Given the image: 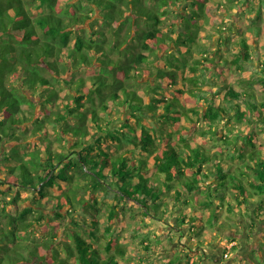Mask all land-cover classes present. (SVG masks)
I'll return each instance as SVG.
<instances>
[{
  "label": "trees",
  "instance_id": "obj_1",
  "mask_svg": "<svg viewBox=\"0 0 264 264\" xmlns=\"http://www.w3.org/2000/svg\"><path fill=\"white\" fill-rule=\"evenodd\" d=\"M252 1L238 0V12L242 14V4L247 7ZM219 3L0 0V150L4 142L18 141L0 159L6 171L0 176V264H26L32 259L37 264H123L119 256L129 254L124 245L110 239L107 250H115L102 258L78 231L72 232L74 242L67 243L59 233L61 223L48 220L40 209L35 220L45 222L50 237L24 256L22 234L35 229L30 220L35 209L27 203L20 207L22 197L17 193L10 200L15 208L8 210L2 203L7 195L4 185L31 191L39 199L51 196L60 208L56 214L63 216L61 209L69 206V212H75L84 203L72 188L75 174L81 172L92 177L91 192L101 190L109 180L146 215L154 211L152 216L160 219V211L164 214L167 207L178 209L175 218L180 229L184 225L194 229L188 218L193 199L202 201V212L217 213L212 225L217 227L223 223L218 221L221 207L215 196L221 201L236 188L232 194L241 207L254 193L264 194V156H259L257 143L264 131V96L260 98L254 86L258 77L240 79L239 85L230 79L235 63L245 70V63L253 59V44L244 31H240L243 40L228 34L223 39L220 34L221 53L215 56L209 40L214 32L200 25L188 30L178 26L192 10L197 15L192 19L203 20L205 26L206 7L213 8L211 18L216 21V7L224 9ZM171 14L177 17L167 25L169 32L164 26ZM262 38L254 40L259 50H264ZM230 42L238 48L233 51L235 59L223 53L232 51ZM180 52L182 64L175 58ZM216 58L227 60L224 68L215 67ZM92 67L98 69L84 76ZM262 71L264 92V64ZM214 74L222 82L216 83ZM140 84H145L143 92L138 90ZM216 85L219 88L212 92ZM197 120L201 129L193 128ZM224 120L229 124L220 138ZM175 134L182 141L175 142ZM52 135L63 148L69 146L68 151L57 147ZM208 136L215 140L209 146ZM147 156L153 157V163ZM251 172L256 179L245 181L244 175ZM182 206L187 213L180 217ZM228 208L232 211L234 202ZM108 214L110 230L117 206ZM201 223L196 229L199 236L210 232L205 221ZM100 224L95 215L89 233L98 237Z\"/></svg>",
  "mask_w": 264,
  "mask_h": 264
},
{
  "label": "rangeland",
  "instance_id": "obj_2",
  "mask_svg": "<svg viewBox=\"0 0 264 264\" xmlns=\"http://www.w3.org/2000/svg\"><path fill=\"white\" fill-rule=\"evenodd\" d=\"M213 1L216 4L220 2L219 4H222L224 7V9L219 8L218 6L216 7V10L218 11L216 13H219L218 19L216 21L211 18V15L213 14V8L211 9L206 7L205 12L208 16L207 18L204 17V24H206L205 26L201 25L203 20L196 18L194 20L192 19V15L197 17L196 11L192 10L191 15L188 18L185 17L184 21H180L178 23L179 28L188 30L192 26L198 27L200 25V27H202V30H207L208 33L214 32L212 35H210L209 40L212 42V46L215 47V49L219 48V35L221 34L223 39H225V37L228 39V36L232 35H234L236 39L240 38V40H243L246 37L249 43L253 44L252 46L254 47V49L252 50H259L254 40L256 38L263 40L264 0H253L247 7L245 6V3L242 4V14L238 12L239 7L236 5L238 0ZM225 9H227V11L232 10V12H226ZM246 13L248 14L246 15ZM249 13L255 14V16L249 17ZM225 15L226 17H229V19L231 18V20H224L223 18H225ZM175 17H177V15L174 14L168 15L166 17L164 29L167 28V31L169 30L167 25H170L169 23H171ZM141 25L143 27H146L144 20L141 22ZM240 31H244L245 37ZM226 34H228V36ZM228 44L230 45L232 51L226 50L224 53H226V56L229 57L232 55L233 51L236 52L238 48L235 47V45L231 42ZM261 44L260 49H264V44ZM175 58L179 64H182L185 61V59H181V52L176 53ZM215 60L218 63H220V61L223 62L224 65L227 62V60L223 58H221V60H219V58H216ZM97 69L98 67H92L90 71H84V76L88 77ZM248 78L253 81L256 80V76L254 73H252ZM220 82H222V79H220ZM143 86H145V84H140L138 90L143 92ZM185 118L186 117H184V119ZM228 124V120H224L222 122V130H220L219 133L220 138L224 136L223 129ZM167 126L176 129L172 124H169ZM193 128L201 129L202 122L200 120L195 121L193 123ZM193 133L194 132H192V134ZM52 137L53 139H55V145L57 147L68 151L69 146L63 148V144L58 143L54 135H52ZM189 139L190 141L193 140L192 137H189ZM173 140L175 142L182 141V139H180V136H178L177 134L173 135ZM207 140L208 141L206 142V144L208 146L215 141L211 136H208ZM4 143L5 144H3V147L0 150V159L2 161L5 159L4 157L6 156V154L9 153L8 151L4 150L10 148L11 146H14L15 144H18V141L10 140ZM257 143L260 146L261 150V154L259 156L263 157L264 150L262 146H264V131L261 132ZM219 145L222 146V143H220ZM57 147H55V150ZM227 150L226 152L228 155L230 154V152ZM191 151L193 152V149ZM147 160L149 163H153L154 161L152 156H147ZM213 162L216 161L212 160L211 163ZM153 170H156L155 167L153 168ZM238 172L241 171L238 170ZM5 175L6 171L0 167V176L4 177ZM91 183L92 177H90L89 175H83L81 172L75 174L72 188L74 191H76L78 196L84 199V203L80 204L75 212H69V206L61 209V211L63 212V216H58L56 214L57 209L59 210L60 208L57 206V203L54 202V199L51 198V196L39 199V195L36 196V194L31 191L17 187L11 188L9 187V185L3 186V189L7 192V195L4 196V199L6 201L4 202L3 200L2 203L7 205L8 210H12L15 208V204L10 203V200L13 196L17 195V193H20L22 197V199L20 200V207L24 206L27 203L29 205H32L35 209L30 218V220L33 221V226L35 227V229L31 227L30 232L28 231L22 234L23 242L21 252L24 254V256H29L30 249L35 247L38 242H43L50 237L49 228H47L45 222L42 223L35 220V216L39 214L38 212L40 209L44 210L47 216L50 217L48 218V220L53 219L55 222L61 223L59 233L63 238H65L67 243L74 242L72 232L78 231L94 246V248L99 250L102 258H107L109 252L111 251L110 253H113L115 250L114 247L111 250H107V244L110 239L115 240L114 244L119 243L124 245L127 253L130 252V254H126V257L119 256L121 259V263L123 264H168L167 262L162 261L164 257L168 256L178 258L181 264H205L201 262L198 263V258L197 260H194L197 256H199L198 254H200L201 252L199 251L201 244L206 243L208 233H211L212 238H220L221 236L217 227L212 226L213 223H215L214 219L217 213H215L213 209H211L210 211L206 210V212H202V201L199 202L196 201V199L192 198L193 202L190 206L191 210L188 213V218L191 220V224L193 225L194 229H192L190 225H184V228L180 229L177 225V219L175 218L178 209L175 208L176 210L174 211L172 206L167 207L166 209L168 210L164 214L162 213V211H160V213L163 215V218L159 219L152 216L153 214H156L154 213V211H152V215H146L143 213L140 205L136 201L124 199V197H122L123 195L119 191H117V187L113 185L109 180L105 184V187H102L101 190H98L94 193L91 192V187H89ZM64 187L67 188V186ZM230 195V197H226V199H222L220 201L221 208L219 210L217 209L219 214L218 221L221 223H224V221L227 220V216L225 215L227 206H229L230 203L233 202L234 204L237 203L235 197L231 192ZM169 201V203H172L170 199ZM214 202H216V199L214 200ZM114 205L117 206L118 216L114 218L111 229L108 230V213ZM186 211L187 210L184 206L179 208L180 217L184 216L187 213ZM95 215L99 216L101 219V226L97 229L98 237L90 234L88 228L92 226ZM181 220L182 219L179 218V222H181ZM202 220L205 221L206 228L208 227L210 232H203V234L199 236L196 229H200L199 224L202 222ZM234 221L236 220L234 219ZM255 221L256 226L250 227V235L248 237V240L243 238V241L238 240V243H235V239L221 238V240H224V243L222 244L224 248L221 246L222 249H227L229 252L228 256L224 254L223 261L226 262L222 261L221 264H264V236L261 235L262 233H264V225H259L257 219H255ZM249 222L251 223L250 217ZM68 225L69 229L65 231V227H67ZM231 225H234L239 229L236 222H232ZM239 231L242 232V229H239ZM196 237L197 239H195ZM145 245H148L149 247H147L146 249ZM61 246L62 244H60V247ZM194 249H197L195 250L197 253H194L192 251ZM142 251L146 252L142 253ZM157 252H163V256L160 257V253ZM156 260H158V263ZM37 262V259H32L29 263H25L37 264Z\"/></svg>",
  "mask_w": 264,
  "mask_h": 264
},
{
  "label": "crops",
  "instance_id": "obj_3",
  "mask_svg": "<svg viewBox=\"0 0 264 264\" xmlns=\"http://www.w3.org/2000/svg\"><path fill=\"white\" fill-rule=\"evenodd\" d=\"M254 49V47L252 48ZM213 55L215 56H219L220 49L217 48L214 51H212ZM224 53V52H223ZM226 55V53H224ZM234 54V55H233ZM252 54V60L251 61H247L245 64L246 69L243 70L242 68L237 67V64L235 63L232 67V72H231V76L230 79L235 82L237 85H239L240 79H246L248 78L252 73L255 74L256 77H258V79L255 81V88L259 94L260 98H263L264 96V92L261 89V75L263 73L262 71V67H263V60L260 59V55H262V57H264V50H252L251 52ZM245 56V55H244ZM236 55L235 53H232L231 56H229L230 59H235ZM215 67L218 68H224V64L219 65L218 63H215ZM238 69V71H237ZM238 73V74H237ZM214 81H216V83L220 82V78L217 76V74H214L213 77ZM219 86H215L214 88H211V91H215L216 89H218ZM243 129L247 128L246 125H243ZM256 127V126H255ZM220 130H222V126L219 129V133ZM244 179L245 181H250V180H254L256 179V175L251 172L250 175L246 174L244 175ZM237 189L233 188L232 189V193H236ZM214 199H216V196L214 197ZM220 200H217L216 203H219ZM229 206H227L226 208V212L225 215L227 216L226 219L223 223V225H219L217 226L218 231L220 232V238H212L211 233L207 235V239H206V243L201 244L199 251L200 254H198L199 256H197L194 260H197L201 262V263H205V264H221L222 261L224 260V254H226V252L228 251L227 249H222V244L224 243V240H221V238L224 239H235V243H238L239 241H243V238H245L246 240H248V237L250 235V227H253L252 225L254 224V226H256L255 224V219H257V221L259 222V225L263 224L264 225V194H259V193H254V197L250 198L248 203L243 205V206H239L238 203L234 204V209L232 211L229 210L228 208ZM225 209V208H224ZM249 217L251 219V223L249 222ZM234 219L236 221H234ZM232 222H236L239 229H242V232L239 231L238 228H236V226H232ZM230 223V225H229ZM178 225V224H177ZM264 229V228H263ZM262 236H264V233L261 234ZM197 239V237L195 238ZM196 244V243H195ZM200 244V243H199ZM222 246V247H221ZM196 248V247H195ZM224 248V247H223ZM194 249L192 250L194 253H197ZM141 252V251H140ZM146 252V251H142ZM160 253V257L163 256V252H157ZM130 254V252H129ZM166 255V254H165ZM197 255V254H195ZM173 257H164V259L162 260L163 262H167L168 259H172ZM181 259V258H179ZM158 263V260H156ZM195 262V261H194ZM193 262V263H194ZM226 262V261H223ZM180 260L174 262L173 264H180ZM164 264V263H163Z\"/></svg>",
  "mask_w": 264,
  "mask_h": 264
},
{
  "label": "built area",
  "instance_id": "obj_4",
  "mask_svg": "<svg viewBox=\"0 0 264 264\" xmlns=\"http://www.w3.org/2000/svg\"><path fill=\"white\" fill-rule=\"evenodd\" d=\"M225 255L228 256L229 255V252L227 251Z\"/></svg>",
  "mask_w": 264,
  "mask_h": 264
}]
</instances>
